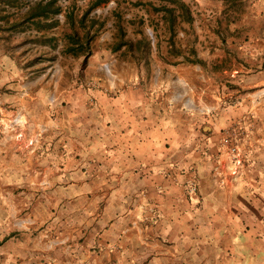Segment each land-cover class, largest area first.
<instances>
[{
	"label": "crops",
	"instance_id": "crops-1",
	"mask_svg": "<svg viewBox=\"0 0 264 264\" xmlns=\"http://www.w3.org/2000/svg\"><path fill=\"white\" fill-rule=\"evenodd\" d=\"M177 72L172 88L99 93L79 148L68 115L49 166L61 171L36 183L46 199L25 217L3 196L2 264H264V134L243 136V176L221 147L252 105L223 103L201 67Z\"/></svg>",
	"mask_w": 264,
	"mask_h": 264
},
{
	"label": "rangeland",
	"instance_id": "rangeland-1",
	"mask_svg": "<svg viewBox=\"0 0 264 264\" xmlns=\"http://www.w3.org/2000/svg\"><path fill=\"white\" fill-rule=\"evenodd\" d=\"M39 1L0 0V215L4 194L25 217L46 199L36 183L61 171L49 166L68 115L79 148L99 93L172 88L180 66L201 67L223 103L252 105L237 121L245 136L264 134V0H179L188 11L176 0H56L59 14L28 18ZM163 7L175 9L173 28Z\"/></svg>",
	"mask_w": 264,
	"mask_h": 264
},
{
	"label": "built area",
	"instance_id": "built-area-1",
	"mask_svg": "<svg viewBox=\"0 0 264 264\" xmlns=\"http://www.w3.org/2000/svg\"><path fill=\"white\" fill-rule=\"evenodd\" d=\"M243 128L244 124H241V122L234 123L225 130L221 141V147L227 155V162H229L230 174L234 177L243 176L245 174V167L250 163L247 153L241 148V141L244 138L243 136H245L244 131H242ZM220 157L216 159L217 165L215 166V170L220 176H223L220 170V164L223 161H221ZM196 188V185L193 184L190 190L195 191Z\"/></svg>",
	"mask_w": 264,
	"mask_h": 264
},
{
	"label": "trees",
	"instance_id": "trees-1",
	"mask_svg": "<svg viewBox=\"0 0 264 264\" xmlns=\"http://www.w3.org/2000/svg\"><path fill=\"white\" fill-rule=\"evenodd\" d=\"M56 0H41L39 1L34 7L30 9L28 18L32 17H42L44 19H48L52 15L59 14L61 12V7L55 4ZM177 3L182 7L184 11H188V7L185 3L180 2L179 0H176ZM163 10L169 12V20L171 24V28L174 27V24L177 20V15H175V9H171L168 7H163ZM31 10H35L34 12ZM49 27H52L54 23H48ZM190 60V59H188ZM192 62H195L194 60H190Z\"/></svg>",
	"mask_w": 264,
	"mask_h": 264
}]
</instances>
